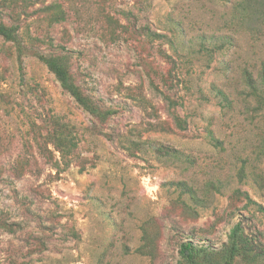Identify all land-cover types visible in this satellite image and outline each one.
<instances>
[{"label": "rangeland", "instance_id": "obj_1", "mask_svg": "<svg viewBox=\"0 0 264 264\" xmlns=\"http://www.w3.org/2000/svg\"><path fill=\"white\" fill-rule=\"evenodd\" d=\"M0 21L18 27L0 36V264H178L186 241L223 264L238 222L264 264V102L243 76L264 88V0H0ZM53 132L78 144L61 171Z\"/></svg>", "mask_w": 264, "mask_h": 264}, {"label": "trees", "instance_id": "obj_2", "mask_svg": "<svg viewBox=\"0 0 264 264\" xmlns=\"http://www.w3.org/2000/svg\"><path fill=\"white\" fill-rule=\"evenodd\" d=\"M17 33L18 27L16 25H8L0 21V36L12 40L17 37ZM146 33L151 34L156 38L163 36L158 32L151 31L149 28ZM41 59L46 63L48 68L54 72L63 88L68 91L83 108L96 116H103V114L104 116H107V114H109L110 111L107 110L104 113L101 106L88 93H86L81 84L76 81L69 67V58L66 55L42 54ZM261 75L262 84L264 86V70ZM243 76L249 87L252 89V94L263 103L264 88L260 87L253 73L249 69H245L243 71ZM174 118L179 128L182 130L186 128L187 121L185 119L176 113H174ZM53 135L55 136L53 137L55 139V141H53L54 148L60 153V159H54L53 156H48L47 152H49V149L46 147H44L45 149L42 148L41 155L51 163L54 161V166L58 171H61L63 167L66 168L72 164L77 157L76 149L78 144L71 138H62L59 133L54 134L53 132ZM244 194L249 200H251L247 192ZM0 224L2 225V223ZM3 226H5L4 223ZM225 249L223 264H236L239 259L254 264L261 260L263 255V247L258 245L254 239L246 235L241 222L236 223L232 227L229 234V242ZM218 255L219 253L214 254L211 250L198 246L192 241H186L180 244V259L178 264H214L216 263L215 258H217Z\"/></svg>", "mask_w": 264, "mask_h": 264}]
</instances>
